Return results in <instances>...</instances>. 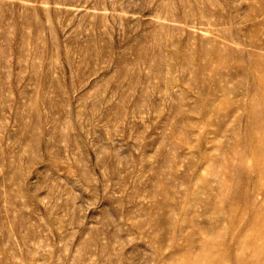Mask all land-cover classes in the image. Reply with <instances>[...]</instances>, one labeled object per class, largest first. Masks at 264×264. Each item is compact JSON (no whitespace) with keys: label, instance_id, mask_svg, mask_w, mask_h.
<instances>
[{"label":"rangeland","instance_id":"1","mask_svg":"<svg viewBox=\"0 0 264 264\" xmlns=\"http://www.w3.org/2000/svg\"><path fill=\"white\" fill-rule=\"evenodd\" d=\"M263 6L0 0V264H168L192 220L262 225L264 164L223 117L250 89L248 48L222 69L208 41L260 35L264 57Z\"/></svg>","mask_w":264,"mask_h":264},{"label":"bare ground","instance_id":"2","mask_svg":"<svg viewBox=\"0 0 264 264\" xmlns=\"http://www.w3.org/2000/svg\"><path fill=\"white\" fill-rule=\"evenodd\" d=\"M255 15L260 25L257 33H259L260 31V33L264 35V9L260 8L257 14L255 13ZM211 22L213 23L214 21H211ZM225 24H226L225 20L223 21L220 20L217 23L214 22V24H211V26L212 25L222 26ZM222 30L223 29H221V31ZM253 34H251L250 36H252ZM256 37L249 38V41L243 45L241 44V42L239 43V41L232 40V37L229 38L230 41L228 39H224L223 43L226 44L224 45L225 48H221L220 46H217L214 43V40H211V39H209L208 43L211 44L213 53H216L218 55V58L221 59V62L225 60L224 65L219 64L218 62H220V60L219 61L217 60L218 61L217 63L220 65V67H222V69L226 67L227 65L226 62L227 60H229L230 56L235 55V52L238 55L241 53V55L243 56L244 50L248 48V52L250 55V57L248 58L250 60V64L246 68V70L245 71L243 70V71L244 73L246 72L247 76L250 79V82H251V85L249 87L250 89L249 91L245 93L243 97V103L234 106L228 112L224 110L227 113L223 114V117L225 118L235 117L239 119H245L247 121V125H246L247 128H245L246 135L244 137L242 147L247 153H249L250 155H253L256 158L257 163L258 161L260 162L258 165H261V164H264V57H263V54H261L262 48L258 46ZM230 42L231 44L233 43L236 46L240 47V49L235 50L234 48H232V46L229 45ZM228 46L231 48H229ZM239 64H236V65L239 66ZM219 65L217 69L220 68ZM224 77L232 78L233 75L232 73L231 74L227 73L225 74ZM225 97L226 96H224V98H221V99L219 98L220 99V100L218 99L219 102L222 104L223 102L227 103ZM211 159L212 161L210 159L209 160L213 164V166L210 165L212 169L225 170L226 174L228 173V171L233 170L232 166L226 165L223 163V161L226 160L224 157V154H222L220 160L218 159L216 160L213 157H211ZM258 171H260L261 173H264V166L258 167ZM213 172L215 173L216 171H213ZM217 175L218 174H216L215 176ZM248 185H252V184L248 183ZM219 187H220V190H219L220 193L219 192L218 193L220 196L224 197L225 196L223 194L225 193L224 188L223 186H219ZM233 197H235V195ZM214 202H215V199H214ZM202 212H204V210ZM191 214L193 213L191 212ZM255 216L254 214H248L246 216L244 213H242L241 216H231L230 215L222 219H218L216 223L212 226H203L201 225L202 223L198 225L194 220L190 222L191 221L190 220L191 217H190L188 220H190L189 222L190 224H192V228L193 227L196 228L198 226V230L196 229L197 230L196 232L191 231L192 232L191 234L189 233L186 234L185 246L181 247L179 245L180 246L179 247L177 245L176 252L172 253L170 256L166 258L167 263L168 264L177 263L176 262L177 258H179V259L184 260L183 264H218L219 260L225 257H228L232 261L230 264H264V223L262 225H257V222L253 219ZM228 227H230L231 229H229ZM250 230H253L255 232L250 233L249 232ZM211 256H214L215 259L212 260Z\"/></svg>","mask_w":264,"mask_h":264}]
</instances>
